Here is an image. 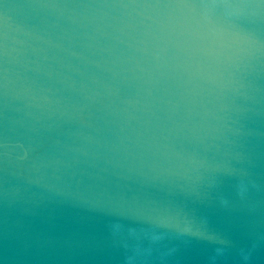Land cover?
<instances>
[{
  "label": "water",
  "instance_id": "water-1",
  "mask_svg": "<svg viewBox=\"0 0 264 264\" xmlns=\"http://www.w3.org/2000/svg\"><path fill=\"white\" fill-rule=\"evenodd\" d=\"M0 264H264V0H0Z\"/></svg>",
  "mask_w": 264,
  "mask_h": 264
}]
</instances>
